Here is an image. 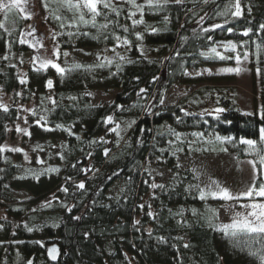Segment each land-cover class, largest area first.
<instances>
[{
    "label": "trees",
    "instance_id": "obj_1",
    "mask_svg": "<svg viewBox=\"0 0 264 264\" xmlns=\"http://www.w3.org/2000/svg\"><path fill=\"white\" fill-rule=\"evenodd\" d=\"M228 2L183 0L181 4L169 2L160 9L145 7L143 23L133 27L132 20L141 19L140 11L127 0H111L120 15L101 8L107 20L98 16L93 27L91 22L79 23L78 14L74 16V10L62 0H38L61 48L97 47L101 49V60L62 62L66 69L63 74L24 60V77L19 73V56L31 49L29 43H20L26 19L15 9L8 13L7 21L13 20V29L0 28V105L8 109H0V145L12 134L22 104L34 98L36 113L40 119L45 117L44 125H50L44 129L45 135L54 130L64 136L67 150L63 156L52 157L59 163L61 174L44 185L40 179L34 188L27 181L13 180L15 164L6 163L4 153H0V206L10 201L12 186L27 187L34 198L44 197L60 185L67 191L64 202L53 203L59 209L55 228H41L42 233L25 227L32 228L29 204L3 206L6 216L0 219V264H26L32 254L43 259L33 264H262L264 237L241 236L237 242L225 236L219 230L214 200L210 195L200 199L196 174L178 163V154L195 153H228L235 160L255 159L238 141L241 137L257 139L259 128L264 127L261 114L245 115L235 99L234 88L218 85L221 76L186 74L188 69L207 64L233 63L234 58L206 59L200 55L210 47L230 57L237 53L243 57L247 52L249 67L259 69L261 75L264 110V30L260 28L264 25V0H240V17L218 16ZM136 3L144 4L145 0ZM129 12L136 15L129 19ZM201 16L205 19L198 23ZM85 18L91 20L90 15ZM105 23L108 27L100 28ZM216 23L224 28L202 30ZM123 26L128 27L127 32ZM245 30H251L249 36L242 35ZM135 33H141L142 39L137 40ZM116 36L121 38L120 47H116ZM125 38L130 45H123ZM228 41L237 45L236 53L225 51L222 45ZM11 53L18 58L16 63L9 61ZM120 56L125 59L120 60ZM104 57L112 61L110 66L90 71L74 67L94 66ZM51 74L53 84L47 90ZM175 83L198 87L186 91L177 103L163 105L164 92ZM97 89L112 93V101L107 105L91 104L86 93ZM5 95L9 98L6 105ZM217 107L225 109L219 119L213 113ZM108 117L112 121L132 118L122 141H116L113 124L106 122ZM217 136L235 140L221 143ZM225 148L227 151L222 150ZM115 179L124 182V189L118 198L110 200L106 189ZM80 183L83 189L78 187ZM43 223L40 221V225ZM39 239L45 244L41 245ZM53 241L61 250L55 263L45 254V245Z\"/></svg>",
    "mask_w": 264,
    "mask_h": 264
},
{
    "label": "rangeland",
    "instance_id": "obj_2",
    "mask_svg": "<svg viewBox=\"0 0 264 264\" xmlns=\"http://www.w3.org/2000/svg\"><path fill=\"white\" fill-rule=\"evenodd\" d=\"M21 11L19 8L15 9L18 14L26 19L23 30L21 32V39L25 40L29 44H33L38 50L34 51V47L21 56L19 73L24 77L25 64L24 60L33 62V64L39 62L34 61L35 56H40L46 60H52L54 63L62 67V62H72L79 60H97V55L101 52L97 47H83V48H70L66 51L65 48H61L59 42L55 37V32L52 26L47 23L45 16L41 13L38 5V0H23L21 4ZM7 10L0 11L1 23L5 25V29H13V20L7 21ZM30 14V18L28 15ZM142 49L147 51L148 49L142 46ZM59 51V57L54 54ZM229 54L230 51H226ZM67 53V56L64 55ZM36 54V55H35ZM30 58V59H27ZM18 58L14 53L10 54L9 61L16 63ZM239 65L241 71L236 72H222L225 68H236L237 64L234 59L232 64L228 63H215L201 66L198 69H188L186 71L188 76L192 77H213L221 76L223 79L219 81L218 85L232 86L235 91V99L244 113L258 112L261 114L263 99L261 97V75L260 72L251 70L249 67V58L243 60ZM52 72H57L55 68L49 66ZM48 68V67H47ZM51 80L53 84V75L51 74L47 80ZM197 85L188 87V84L175 83L171 85L163 95V105H171L177 103L186 91H192L197 88ZM91 104L107 105L113 99V94L104 90H92L86 93ZM4 104L8 102V96L4 97ZM195 103V102H193ZM196 104V103H195ZM49 105V103H48ZM205 107V106H203ZM36 99L31 98L27 102H24L21 106V113L17 123L12 128V134L5 139L0 147L5 149L20 148L23 151L15 152L5 150L4 159L6 163L15 164V172L13 174V180L18 182L27 181L31 187L38 186L37 183L41 179L42 184L48 183L49 179L61 174V167L57 161L52 160L55 154L64 155L67 150V144L65 137L55 133L54 130L45 133L50 128V125L43 124L39 115L36 113ZM45 119V117H44ZM25 120L27 122H25ZM39 121V123H38ZM113 128H116L115 135L116 141L123 139L124 134L132 124V118L124 117L118 121H112ZM33 126V128H32ZM27 130L30 134H25L24 131H17V129ZM45 129V130H44ZM45 135V136H44ZM96 140V138H94ZM178 163L181 167L191 169L197 176V182L206 193L209 188L213 191L216 190L213 181L228 189L232 193H239L246 191L251 185L253 180V171L251 165L247 163L251 159L235 160L228 153H216V154H178ZM38 161H43L39 163ZM163 174V171H160ZM64 185H60L57 189L50 191L48 195L40 198H34L31 196V192L27 187H14L9 190L10 201H3V206L7 203H14L16 205L29 204V218L32 229H38L41 232V228L52 225L56 226L55 220L57 218L58 207L56 208L53 203L64 202L66 191L63 190ZM124 189V182L120 179H115L112 184L106 189V195L108 199L114 200L118 198ZM211 197V196H210ZM212 198V197H211ZM214 208L216 209V216L219 224H226L231 222L232 211L244 212L245 209L239 207L237 201H225L218 198H212ZM51 201V205L43 207L47 202ZM248 201H240L239 203H247ZM235 206L230 209V206ZM0 206V219L6 216L5 208ZM35 209V211H33ZM40 221L44 223L40 225ZM41 226V227H40ZM41 245H44L43 240H38ZM43 261L39 256L36 258L33 254L29 257L28 262ZM42 263V262H41Z\"/></svg>",
    "mask_w": 264,
    "mask_h": 264
},
{
    "label": "snow or ice",
    "instance_id": "obj_3",
    "mask_svg": "<svg viewBox=\"0 0 264 264\" xmlns=\"http://www.w3.org/2000/svg\"><path fill=\"white\" fill-rule=\"evenodd\" d=\"M128 3L132 4V6L136 9H138L141 13V19L140 20H132V25L135 27L138 24L143 23V11L144 8L147 7L149 9H160L166 6L169 2H174L176 4L183 3V0H145L144 4H137L136 0H127ZM23 3V0H0V11L7 10L8 12H11L13 9L19 8L21 11H23V8H21V4ZM62 3L66 4L70 10H74V16L78 14V22L83 23L87 25L88 23H92L93 27L96 26V18L98 16L103 15L105 20H107V14L102 12V9H109L111 12H114L117 16L120 15V10H118L116 7L113 6L111 3V0H62ZM204 3H208V0H204ZM234 9V11H233ZM86 10V12H85ZM90 15L91 20L85 18V16ZM229 14H231L233 17H240L242 15V8L240 0H229V2L224 5L223 9L217 13L220 17H227ZM7 15V13H6ZM28 18H30V14H27ZM135 12H129L128 18L131 19L133 16H135ZM56 19H60L59 16L56 17ZM205 17L201 16L198 23H201L204 21ZM165 20H167V17H165ZM72 25H69L71 27ZM5 25L0 23V28H4ZM61 27H64L62 24ZM107 23L101 24L100 28L104 29L107 28ZM151 28V26H149ZM224 28V25L216 23L209 28H202L204 32L214 31L215 29ZM260 28L264 30V25H261ZM123 30L125 32L128 31L127 26H123ZM151 31L155 32L157 29L151 28ZM227 32L231 33L232 29L227 28ZM251 30H245L242 35L243 36H249ZM69 35H72V33H69ZM136 39L141 40L142 34L141 33H135ZM107 38V37H105ZM116 40V47L121 46V38L119 36L114 37ZM211 39V37H208ZM26 41L21 39L20 43L24 44ZM123 45L128 46L130 45V41L125 38L122 41ZM30 47H35V45L30 44ZM225 49V51H230L236 53L237 45L233 43L232 41H228L227 43H224L222 45ZM243 45H241L242 47ZM260 45H257V49L259 50ZM113 52H115V48L112 49ZM57 58L59 57V51L57 50L54 53ZM65 56H67V53H64ZM117 55H119L117 53ZM179 55V53H177ZM201 56L204 58H211L212 56L218 57L221 60L224 59H235L237 67L236 68H225L222 69V72H236L239 73L241 71L239 65L242 63L241 55L237 53L235 57L230 56H224L220 52L217 51L216 47H210L207 52H201ZM4 59H7V56L4 57ZM34 61H38L41 68L47 69V67L51 66L55 68V70L63 74L66 69L60 67L58 64L54 63L52 60H46L40 56H35ZM120 60H124L125 57L120 56ZM248 59V53H243V60ZM97 60H101L100 55H97ZM112 61L108 59L107 57L103 58V61L97 65L94 66H83V65H75V68H86V70H92L93 67H105L106 65H111ZM117 69H119L120 65H116ZM259 72V69H257ZM187 74V73H186ZM21 83H25L24 80L20 81ZM52 81H48V87L51 88ZM144 89H141V92H143ZM53 104H55V101H52ZM161 103L163 101L161 100ZM0 109L7 112L8 109L4 105H0ZM225 109L217 107L213 110V113L215 114V117L217 119L220 118V114L223 113ZM210 113V114H213ZM245 115H253L252 113H245ZM44 117H41V120H43ZM260 119L264 120V110L261 111ZM25 122H27L25 120ZM108 123L112 122V118L108 117L107 121ZM39 123V121H38ZM57 127H60L59 125ZM116 128H119V125L116 126ZM116 128L112 129V131H116ZM17 131H24L25 134L30 135L27 130H21L17 129ZM177 138H179V134L177 133ZM194 136H202L203 133H193ZM216 139L220 141L221 143L224 142H230L235 140V138L232 137H219L217 136ZM239 144L245 145L246 148L244 151L255 157V159L248 160L247 163L251 165L252 171H253V182L252 184L247 188L246 191H241L239 193H232L228 189L221 187L218 182L213 181L212 184L215 185L216 190L213 191L211 188H209L208 192L206 193L203 189L199 190L200 199H205L206 195H210L212 198H218L225 201H237L239 207L245 209L244 212H235L232 211L231 214V222L222 224L219 226V230L224 233L225 236H230L237 240L241 236L244 237H250L252 234H255L256 236L264 237V127L259 128L258 130V137L257 139H250L241 137L238 141ZM5 150L8 151H15V152H21L23 151L20 148H12V149H5L3 147H0V153L4 152ZM223 151H227V149H222ZM105 155H107V150L105 151ZM63 158V157H61ZM39 163H43V161H38ZM259 173V175H257ZM79 188L83 189L84 184L80 183L78 185ZM153 187H157V185H153ZM159 187H163L162 185ZM64 191H67V189H63ZM248 201L247 203H239L240 201ZM51 205V201L47 202L43 207H47ZM141 207H143L141 205ZM235 206H230V211ZM71 209H69L70 211ZM35 211V209H33ZM151 215V213H149ZM76 219H79L77 217ZM138 223V222H137ZM28 231H32L33 229L31 227H28L25 225ZM185 247H188V245H185ZM58 254V249L56 247H52L48 249V255L52 260H56ZM252 255H256L255 252L250 253ZM260 259L262 261V264H264V251H262V254L260 255ZM29 264H31V261H29Z\"/></svg>",
    "mask_w": 264,
    "mask_h": 264
},
{
    "label": "flooded vegetation",
    "instance_id": "obj_4",
    "mask_svg": "<svg viewBox=\"0 0 264 264\" xmlns=\"http://www.w3.org/2000/svg\"><path fill=\"white\" fill-rule=\"evenodd\" d=\"M51 245H57V249H58L57 258H58V256L61 254V250H60L59 244H58L56 241L49 242V243H47V244L45 245L46 249H47L49 246H51ZM45 251H46V250H45ZM64 252H65V250H64ZM45 253H46V252H45ZM57 258H56V259H57ZM55 261H56V260H55ZM55 261H54L53 263H55ZM26 264H29V262H27ZM31 264H33V262H31ZM41 264H49V262H47V263L42 262ZM83 264H84V263H83ZM103 264H108V263L105 262V263H103Z\"/></svg>",
    "mask_w": 264,
    "mask_h": 264
},
{
    "label": "water",
    "instance_id": "obj_5",
    "mask_svg": "<svg viewBox=\"0 0 264 264\" xmlns=\"http://www.w3.org/2000/svg\"><path fill=\"white\" fill-rule=\"evenodd\" d=\"M52 247H56L57 248V245H51V246H49L47 249H46V256H47V258H48V260L50 261V262H54L55 260H52L50 257H49V255H48V249L49 248H52Z\"/></svg>",
    "mask_w": 264,
    "mask_h": 264
}]
</instances>
